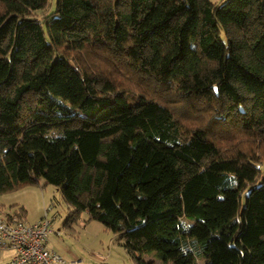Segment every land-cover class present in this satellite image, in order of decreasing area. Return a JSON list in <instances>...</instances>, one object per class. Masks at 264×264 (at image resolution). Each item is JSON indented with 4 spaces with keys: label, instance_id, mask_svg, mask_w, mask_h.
Returning a JSON list of instances; mask_svg holds the SVG:
<instances>
[{
    "label": "trees",
    "instance_id": "trees-1",
    "mask_svg": "<svg viewBox=\"0 0 264 264\" xmlns=\"http://www.w3.org/2000/svg\"><path fill=\"white\" fill-rule=\"evenodd\" d=\"M90 55L174 91L204 125L185 130ZM260 145L264 0H0V193L42 178L64 225L85 212L134 264H264Z\"/></svg>",
    "mask_w": 264,
    "mask_h": 264
},
{
    "label": "rangeland",
    "instance_id": "rangeland-1",
    "mask_svg": "<svg viewBox=\"0 0 264 264\" xmlns=\"http://www.w3.org/2000/svg\"><path fill=\"white\" fill-rule=\"evenodd\" d=\"M55 2L56 0H48L49 10L54 9ZM87 58L92 69L114 78L115 83L133 93L132 96L142 93L143 96L154 98L170 107L176 114L179 113L185 130L196 125H204L203 118L207 119L208 116L204 115L200 108L190 107L174 91L141 77L123 61L119 60L117 64L108 66L104 58L93 55ZM220 134L228 139L220 142L232 144V135L228 130ZM244 145L249 148L248 143ZM262 147L264 145L255 147L258 149L257 153L264 154ZM0 205L2 211L8 213L17 211L28 222L38 220L44 215L51 218L53 232L49 235L48 244L67 260H79V264H134L117 235L100 222L88 220L85 212H82L79 218L69 226L64 225L69 214V207L63 201L59 189L45 183L42 178H39L37 182L26 183L8 192L0 193ZM143 257L148 263H161L153 252L143 253Z\"/></svg>",
    "mask_w": 264,
    "mask_h": 264
},
{
    "label": "built area",
    "instance_id": "built-area-1",
    "mask_svg": "<svg viewBox=\"0 0 264 264\" xmlns=\"http://www.w3.org/2000/svg\"><path fill=\"white\" fill-rule=\"evenodd\" d=\"M51 223L47 215L28 222L13 213L0 214V264H79L49 246Z\"/></svg>",
    "mask_w": 264,
    "mask_h": 264
},
{
    "label": "crops",
    "instance_id": "crops-1",
    "mask_svg": "<svg viewBox=\"0 0 264 264\" xmlns=\"http://www.w3.org/2000/svg\"><path fill=\"white\" fill-rule=\"evenodd\" d=\"M35 221H36V220H35ZM33 222H34V221H33ZM81 225H82V226H85V225H83V223H81Z\"/></svg>",
    "mask_w": 264,
    "mask_h": 264
}]
</instances>
